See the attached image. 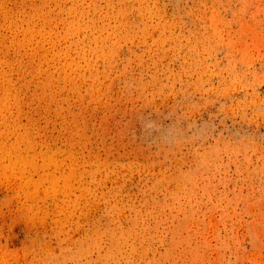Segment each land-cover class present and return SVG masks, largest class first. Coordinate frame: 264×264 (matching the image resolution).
<instances>
[{
    "label": "rangeland",
    "instance_id": "374dc122",
    "mask_svg": "<svg viewBox=\"0 0 264 264\" xmlns=\"http://www.w3.org/2000/svg\"><path fill=\"white\" fill-rule=\"evenodd\" d=\"M0 264H264V0H0Z\"/></svg>",
    "mask_w": 264,
    "mask_h": 264
}]
</instances>
